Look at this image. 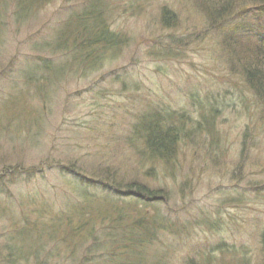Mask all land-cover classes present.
I'll return each instance as SVG.
<instances>
[{"label":"rangeland","instance_id":"obj_1","mask_svg":"<svg viewBox=\"0 0 264 264\" xmlns=\"http://www.w3.org/2000/svg\"><path fill=\"white\" fill-rule=\"evenodd\" d=\"M79 2L53 0L40 10L38 19H30L27 30L16 32L9 27L0 38V177L5 175L0 179V264H8L3 258L19 245L16 230L22 220L29 225L37 217L44 223L55 221L53 213L64 209L63 204L73 205L76 189L83 188L66 186L72 177L60 172L57 164L47 172L42 158L68 160L96 151L106 153L112 167L121 168L126 178L120 185H129L151 167L142 166L140 155L126 141L136 116L145 108L166 106L197 117L200 103H205L209 94L220 101L213 121L217 134L194 139L192 144L187 141L177 158V171L173 175L165 172L164 177L160 172L158 180L148 181L151 188L160 185L168 193L156 202L154 221L163 232L157 229L156 243L130 263L185 264L192 258L199 262L210 257L211 264H240L243 260L263 264L264 129L259 124L260 110L252 93L228 66L220 34L208 27L192 0H107L117 7L111 28L123 29L131 37L126 48L101 70L74 73L76 69H72L73 73L63 74L46 102L34 100L36 97L18 99L15 76L18 68L25 66L23 58L37 55L32 50L34 41L45 40L57 21L78 8ZM161 4L178 14L176 29L160 26ZM242 16L235 14L227 19L228 24L239 23ZM161 42L169 45L172 51H168L174 55L158 51ZM11 59H16L12 67L8 65ZM32 118L37 119L40 131L36 139L33 141V133L16 135L18 129L26 130ZM58 172L64 178H59ZM97 194L101 197L104 192ZM114 196L117 200L124 197L119 193ZM35 199L48 201L53 213L34 210ZM11 201L16 217L8 207ZM133 204L141 213H153L152 204L146 201L128 203ZM42 215L47 217L41 219ZM43 234L39 257L34 258L35 252L23 254L24 258L12 264H86L85 257L95 247L88 241L76 247L54 245L55 241L45 240ZM105 246L107 251L101 253L100 260L118 254L121 247L136 245H99V249ZM131 252H125L127 262ZM57 253L62 255L56 257Z\"/></svg>","mask_w":264,"mask_h":264},{"label":"trees","instance_id":"obj_2","mask_svg":"<svg viewBox=\"0 0 264 264\" xmlns=\"http://www.w3.org/2000/svg\"><path fill=\"white\" fill-rule=\"evenodd\" d=\"M51 2L53 0H0V38L3 29L8 30L9 27L16 32L27 30L30 19L32 17L38 19L40 10ZM192 2L206 19L208 27L217 30L220 34L221 46L228 66L238 74L241 83L257 100L259 117L262 118L259 124L264 129V0H192ZM108 3L107 0H80L79 7L73 9L66 18L58 20L45 40L34 41L32 50L38 54L34 57H24L25 66L18 68L15 76L19 100L21 97L23 100L29 98L32 100L36 97L34 100L46 102L51 98L50 93L54 86L57 87L56 82L63 74L73 73L70 71L72 69H76L74 73L101 70L108 63H112L115 56L126 48L131 37L123 29L111 28L110 21L117 7H111ZM141 10L142 8L138 7L137 12ZM238 13L243 14L241 21L228 24L227 19ZM158 20L164 29L174 30L180 23L178 14L166 4L159 6ZM28 40V37L23 40L26 46L29 44ZM157 50L163 52V55L170 53L174 55L168 51H172L171 47L164 46L163 42ZM15 60L11 59L8 65L14 66ZM205 100V103H200V110L196 112L197 117L179 113L166 106L145 108L136 116L129 127L126 141L140 155L142 166L150 164L151 167L144 170L141 179H133L129 185H120L126 178L122 175L121 168L112 167L106 153L96 151L81 157H69L68 160L58 158L52 161L49 157L42 158V165H46L47 172L57 164L60 172L72 177L73 181L68 179L69 184L65 183L66 186L76 185L83 188L76 189L74 204L66 206L63 204L64 209L61 207L59 213L51 211V204L48 201L39 202L35 199L37 206L31 205L34 206V210L55 214V221L44 223L37 217L33 218L29 225L26 219L22 220L16 230L19 245H16L12 252H8L3 260H8L7 263L12 264L17 258H24L23 254L33 252H35L34 258L39 257L43 249L41 239L44 231L45 240L55 241L54 245L77 246L85 245L87 241L88 245H95L93 254L85 257V261L88 260L86 264H131L130 260L139 259L140 253L151 249L156 243L154 234L156 235L157 229L160 233L163 232L154 221L155 217L157 218L156 202L160 196L164 198V194H168L160 185L151 188L148 181L156 178L158 180L160 172L173 175L177 171L176 161L187 141L192 144L194 139L213 138L217 134L213 121L220 101L211 94L206 95ZM35 119L32 118L31 124L27 122L25 131L23 128L18 129L16 135L33 133L34 136L31 135L34 141L40 133ZM107 163H110V167H104ZM16 171L21 172L20 169ZM63 174L59 173L58 177L64 178ZM167 174H163L162 177ZM6 183L7 181H4L3 185ZM120 188L124 191H120ZM130 188H134L135 191H130ZM99 190L104 194L96 197ZM88 191L91 195L87 194ZM113 193H119L125 198L117 200L115 196L112 197ZM138 200L152 204L153 213L147 215L145 214L147 211L141 213L142 210H139L135 204L128 205L129 201L136 203ZM23 206L20 204L21 208ZM8 207L16 217L17 211H14L12 201ZM129 213H133L136 217L132 218ZM45 217L47 216L42 215L41 219ZM56 229L61 232L55 233ZM260 237V250L264 257V230ZM99 245L136 246L121 247L122 251L118 254H113V257L109 254L108 257L101 258V261L99 257L107 249L106 246L104 249H99ZM75 247L71 250L76 249ZM134 248H139V252L137 253ZM127 250L134 251L128 255L129 262L125 258ZM86 251L88 252V249ZM61 255L62 253H57L56 257ZM39 264L46 263L39 262ZM185 264H211V260L210 257L201 258L198 262L192 258ZM240 264H247V261L243 260Z\"/></svg>","mask_w":264,"mask_h":264}]
</instances>
